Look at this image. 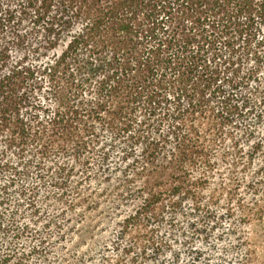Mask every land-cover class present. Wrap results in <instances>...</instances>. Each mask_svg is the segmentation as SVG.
<instances>
[{"label":"trees","instance_id":"trees-1","mask_svg":"<svg viewBox=\"0 0 264 264\" xmlns=\"http://www.w3.org/2000/svg\"><path fill=\"white\" fill-rule=\"evenodd\" d=\"M29 39L39 62L23 56L1 74L10 48L23 49ZM263 65L264 0H0V175H10L0 186V237L11 235L0 262L46 257L42 238L29 255H17L14 241L28 226L5 217L13 189L31 214L38 211L35 186L20 183L29 166L66 208L83 203V182L121 175L102 191L136 201L117 221L116 249L123 241L145 259L182 255L184 264H198L215 246L236 252L247 243L238 224L260 210L252 208L259 190L264 194L262 177L246 173L264 147L247 137L254 125L244 126L247 148L233 128L264 115ZM98 131L109 133L108 148L95 146ZM115 146L120 168L111 171ZM59 154L73 161L53 158ZM163 175L170 180H159ZM225 219L232 226L223 230ZM225 236L233 246L223 245ZM246 247L244 260L254 252ZM214 257L229 262L221 252Z\"/></svg>","mask_w":264,"mask_h":264},{"label":"rangeland","instance_id":"rangeland-1","mask_svg":"<svg viewBox=\"0 0 264 264\" xmlns=\"http://www.w3.org/2000/svg\"><path fill=\"white\" fill-rule=\"evenodd\" d=\"M26 27V26H25ZM26 28L22 27V30ZM34 39H29L27 45L23 49L10 48L7 63L1 70V74L11 68L13 62L19 61L23 56L22 60L28 63H37L35 53L31 54V47L34 44ZM34 51V50H33ZM25 53V54H24ZM51 51L47 52L46 55H42L40 61H45L46 58L51 56ZM264 66V65H263ZM264 68V67H263ZM261 80L264 82V75H261ZM35 98L39 100L43 105L50 107L51 103L48 98L44 97L42 92H37ZM247 124L254 125L255 131H251L247 137H250V143H257L261 147H264V115L257 120L254 117L246 118V120L240 121L237 128H233V136L240 140V143L244 144L247 148V144L243 141V134L247 133L244 131V126ZM251 127V126H250ZM98 140L94 141L95 146L103 145L109 147L110 136L107 131H98ZM248 133H250L248 131ZM231 139V138H230ZM3 140H0V148L3 145ZM230 141H226L224 148H230ZM107 164L109 168L114 171L120 167H116L119 159L118 148L115 146L113 150L109 149ZM31 153L27 151L24 154L23 160H27ZM13 157V156H11ZM57 161L72 162V155L59 154L54 156ZM14 161L17 160L13 157ZM50 158L44 160V167L50 165ZM264 164V153H258L254 160V164L247 171V179H256L262 177L264 184V168L258 167ZM17 167H20L17 165ZM54 169V165H51ZM79 169V164H75V173ZM258 169L257 174L254 171ZM35 166L28 167V176L21 178V184L25 187L30 188L35 186L34 192V208L36 211L31 214L33 207L28 206L26 200L19 196L16 189L10 192L8 199V206L6 207L5 217L9 214H14L19 225L27 224L28 231L20 238L14 241L16 244V254H28L33 245H37L40 238L43 240V247L46 250V257L42 258L38 255L31 254L28 259H24L22 264H184L186 259L181 255L179 260H173V258L163 259H145L143 256L138 254L134 249L133 252H128L123 241L120 242L119 248H115L112 243L115 239L118 231L117 221L125 216L135 206L136 201H128L123 199H117L113 193L104 194L103 189H110L115 186L118 179L121 177L113 172L110 173V180L108 182H99L98 179L92 178L83 182L79 188V192L84 197L83 203L80 205L76 202L74 207L66 208L64 200H59L56 195V189L47 186L50 181L43 180L38 181L36 178ZM168 170V169H165ZM131 170L127 171V175L131 174ZM80 174L72 176V180H75ZM10 177L8 173H2L0 175V186L6 184L7 179ZM101 179V178H100ZM159 180H170L167 176L163 175ZM73 183V181L71 182ZM264 188V187H263ZM55 191V192H54ZM261 190L257 194V202L252 209L259 208L257 212L252 211V214L247 224H238L237 233L239 236L246 237L247 243L240 242L236 246V252L231 254L230 250H221L219 246H215L213 251H208L206 258L198 262V264H216L215 254L222 253L224 258H227L229 262L227 264H264V194H260ZM70 194V193H69ZM67 194V199H74V196ZM76 197V196H75ZM241 197L244 198L245 203H250L252 200L249 198V194L245 193ZM25 200V202H24ZM23 202V203H21ZM21 203V204H20ZM219 209V208H218ZM48 225L45 229L44 226ZM232 226L230 221L227 219L221 221V228L223 230ZM33 231L36 236H33ZM31 232V233H30ZM11 235L0 237V253L7 251L8 241ZM32 237V238H31ZM212 240L216 237V234L210 236ZM229 240V239H228ZM227 236L223 240V245L233 246L235 240H229L227 243ZM218 245V241L216 242ZM249 245V249H253V255L248 259L244 260L246 253V246ZM38 246V245H37ZM125 246V247H124ZM128 252V253H127ZM16 257V255H15ZM15 257L10 260L7 264L15 262ZM208 258V260H207ZM118 261V262H117ZM2 262V261H1ZM0 264H5L1 263ZM226 264V262H223Z\"/></svg>","mask_w":264,"mask_h":264}]
</instances>
